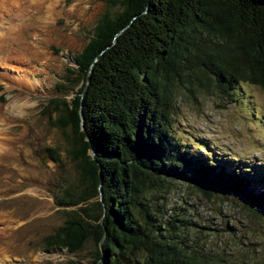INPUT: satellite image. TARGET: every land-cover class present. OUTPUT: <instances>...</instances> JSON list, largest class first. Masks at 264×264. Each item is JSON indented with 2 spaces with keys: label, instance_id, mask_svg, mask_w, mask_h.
<instances>
[{
  "label": "trees",
  "instance_id": "1",
  "mask_svg": "<svg viewBox=\"0 0 264 264\" xmlns=\"http://www.w3.org/2000/svg\"><path fill=\"white\" fill-rule=\"evenodd\" d=\"M118 4L114 15L100 16L73 56L79 94L69 103L53 101L60 111L56 125L70 129L78 185L61 192L55 205L64 222L44 246L77 254L92 243L89 264H219L223 258L177 241L149 195L181 180L205 198L214 192L240 196L264 218V174L190 157L168 129L178 87L216 88L230 99L243 82L264 91V0ZM250 177L262 190L255 192Z\"/></svg>",
  "mask_w": 264,
  "mask_h": 264
},
{
  "label": "rangeland",
  "instance_id": "2",
  "mask_svg": "<svg viewBox=\"0 0 264 264\" xmlns=\"http://www.w3.org/2000/svg\"><path fill=\"white\" fill-rule=\"evenodd\" d=\"M118 1L0 0V264H89L95 258L92 243L77 254L44 246L64 222L55 205L61 192L78 185L70 129L56 125L60 111L53 101L69 103L79 94L73 56L100 16L117 12ZM172 101L169 134L188 156L264 174V91L243 82L230 99L216 88L186 85L174 90ZM164 186L149 196L164 228L170 222L189 251L217 255L219 264H264V218L240 196L205 198L181 180Z\"/></svg>",
  "mask_w": 264,
  "mask_h": 264
},
{
  "label": "water",
  "instance_id": "3",
  "mask_svg": "<svg viewBox=\"0 0 264 264\" xmlns=\"http://www.w3.org/2000/svg\"><path fill=\"white\" fill-rule=\"evenodd\" d=\"M85 89H86V85H85V87H84V89H83V92H82V94H81V95H83V93H84ZM81 95H80V96H81ZM80 118H81V123H80V126H81L82 130L84 131V127L82 126L83 117H82V114H81V112H80ZM90 153H91V156L93 157V156H94V154H93L92 150L90 151ZM99 194H100V193H99ZM101 196H102V194H100V197H101Z\"/></svg>",
  "mask_w": 264,
  "mask_h": 264
},
{
  "label": "bare ground",
  "instance_id": "4",
  "mask_svg": "<svg viewBox=\"0 0 264 264\" xmlns=\"http://www.w3.org/2000/svg\"><path fill=\"white\" fill-rule=\"evenodd\" d=\"M7 147V146H6ZM3 151H4V149H3ZM1 159V158H0Z\"/></svg>",
  "mask_w": 264,
  "mask_h": 264
}]
</instances>
